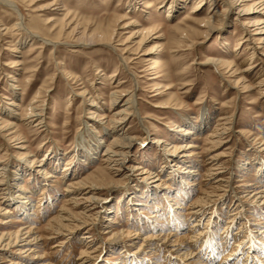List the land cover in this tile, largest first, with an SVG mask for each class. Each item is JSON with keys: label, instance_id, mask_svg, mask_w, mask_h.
<instances>
[{"label": "rangeland", "instance_id": "374dc122", "mask_svg": "<svg viewBox=\"0 0 264 264\" xmlns=\"http://www.w3.org/2000/svg\"><path fill=\"white\" fill-rule=\"evenodd\" d=\"M15 1L19 3L20 8H24L25 21L31 30H35L51 40L65 42L53 46L51 43H41L37 38L33 42L27 39L25 40L26 33L23 30H11L10 28L15 20V13L9 8L0 5V110L6 111V108L11 109L12 116H9V114L3 115L1 111L0 115L4 119L15 123L14 126L8 127L3 132L17 131L21 136L19 140L11 141L7 150H3L0 147V163L5 164L4 168H6V171L4 173L7 175L9 172L17 169L18 165L31 164L27 160H31L34 155L36 161L28 168L31 171H33V167L38 168L36 166L38 160L41 162L42 158H44V153L48 151L55 152L60 157L58 163L53 159H50V161L46 160L48 162L47 168H54L55 171L53 176L49 177L50 181L47 182L48 184L39 186L42 185L40 184L42 181H45L42 179L44 175L41 172H36L38 178L34 180L31 172L27 175V170H25L22 179L18 180L19 185L17 187L21 188L17 189L26 188L32 191L29 192L30 203L28 204V210H35V203L39 202L35 214H30L35 219L32 220L34 221L32 222L33 226L36 227L34 231L43 238V240H40L43 243L36 249V254L41 253L40 251L42 249L40 248H43L47 255L46 260L54 264H79L83 261L82 259L84 258L80 259V252L84 248L81 235L84 234L85 230L75 229L70 234V237H68L69 240L66 243L51 248L55 241L65 236V231L62 230V233L59 234L52 233L50 222L57 215L60 206L65 204L62 201V197L66 194L79 192V195L83 197L89 196L90 194H97L102 199L101 202L104 205L110 209H116V213L113 212L112 214L117 222L113 228H123L124 231L116 235L118 236V241L116 242L113 238L106 239L108 232H103L108 229L105 226L103 227L105 224L103 216L105 217V215L98 218L96 225L92 226V228L89 226L91 228L89 232L92 234V242L94 244L98 242L100 236H103L104 239L100 244L98 257L94 259V264H105V262L106 264H117L119 259H121L120 255L122 253H115V248L112 246L117 247V245H122L121 248H123V245L131 240L130 237L133 232H138V234L142 233L141 235L144 232H148L147 229L143 230L140 228L135 223L136 221L134 222V219H131L133 216L126 213V210H124L126 199H128L129 195L132 197L130 200L133 201L135 199H142V195L146 194L145 185L153 183L151 181L149 182V180L154 179L153 177L148 179H146L147 177H143L148 172L154 171V174L158 173V184L165 182V185L172 187L173 184L170 178H167L169 174H172L169 172L168 165L170 161H167V159L171 158L172 154L177 151H172L173 144L178 146L186 141H190L195 145L192 148L193 153L191 156L194 162L200 164L198 166L200 174H196L194 180L191 181L194 183L190 184L189 193L184 196V201L180 205L186 206L188 202L195 201L199 195L211 191V200L207 204L208 209L206 210L207 212L209 211L208 213L216 214V217L213 218L215 225L214 228L210 226L207 230H203L202 236L200 235V242L209 241L214 231V235H217L216 241L223 243L222 250L216 252V257L213 258L212 264H217L220 261V255L222 253H227L232 248L236 251L239 246L235 245V242L242 238L244 241L240 251L237 252L240 258L237 264H240L241 259L247 255L256 254L251 246L255 245L259 240L254 235V231L250 230L254 226L253 219H251L254 218L252 217L254 213L248 211V209L253 210L251 208L253 205L249 202L237 200V196L241 194L239 192L241 187H237V184L241 182L235 181V178H238L237 175L239 174L237 164L245 159V155L251 154L254 156V158L252 156L250 158L253 163L249 167L250 170L246 176L252 181H255L257 178L256 165L264 161V143L261 144L264 138V93L259 94L258 89L260 86H263L259 84L258 80H261L263 83L264 74H262L263 70L259 74L257 71L258 69L264 68V55L257 54L260 49H264V44H257L259 48L254 49L257 57L263 61L257 60L256 63L259 64L246 72L243 81L240 80V76L246 63L242 61L248 55V52L245 50L241 51L242 47H240L236 50V54L233 53V47L235 46L238 34L241 33V35H244L241 32L239 21L243 20L249 13L242 15L237 13L236 15V7L228 6V10L225 12L226 18L224 22L208 31L206 36H198V30H196L191 37L195 40L193 46L190 49L181 50L185 44L179 42L177 44L174 42L180 36L179 31L175 27L178 26L177 22L183 15L191 16L192 13L189 10L196 0H187V4L171 16L166 15L165 8L169 3H179L180 0H146L151 4L147 8L145 6L143 7L144 4H141L142 2L139 3L145 0H140L138 3L136 2L137 8L135 9L127 8L126 4L129 0H55L56 4L51 5H47L51 0H31V5L28 6L25 5L26 2L24 0ZM220 1H214V9H221L222 3ZM243 1L248 2L249 0ZM54 7L68 9L72 13L73 23L70 26L76 23L78 30H84V37L80 40L86 41L88 38H93V40L88 44L76 45L77 42H75L74 36L61 35L56 38V33L60 26L63 27L62 23L64 21L60 20L54 23V21L49 20L53 16L62 17L63 10H58V12L53 9ZM38 8H41V10L32 11V9ZM206 9L207 7H204L202 11ZM38 14L40 15L37 16ZM121 15H124L126 18L116 21L115 18ZM194 17H202V12L197 13ZM130 19H135L137 23L131 26H121L123 22H127ZM226 23L228 24L227 26ZM51 25H53L54 31L50 30ZM188 25L192 26L191 23ZM136 29H152L154 32L151 34L152 36L155 34L162 35L160 39L150 36L145 41L144 46L147 48L155 40H161L164 45L161 54V73L165 74V82L172 84V87L166 90L168 94L165 96H152L154 90L150 86V82L146 79L147 75L145 72H142L144 67L143 61L137 56L138 50H135L134 44L129 43L131 53L123 54L118 47L113 48L108 46V40L104 38L105 35L115 31L116 35H112V42H115L114 40L119 41L120 38L127 36L131 31H135ZM68 30L69 28L66 29V31ZM131 37L133 40L132 43H135L139 35L136 33ZM224 39L228 42L225 53L228 52L227 54L233 60L232 67L236 68L233 72L234 76H220L218 70L210 62L198 64L205 56L212 57L223 54L221 49H223L222 42ZM21 41H23L22 44L20 43ZM178 46L179 48L177 49ZM175 47V52H172V49H175ZM120 54L129 57L127 59V61L130 60L128 62L129 65H121L119 60ZM15 61L17 62L13 65ZM99 69L101 71L100 73H108L107 75L117 70L115 76H113L114 78H108L107 75L97 78L98 74L96 71ZM65 71L74 75V77L71 78L70 75L64 73ZM134 78L138 81V87H135V91L142 120L139 122V119L135 116H128L121 123L120 130L118 129L116 131L118 133L124 131L130 134L133 140L128 152L124 156L126 159L122 162L123 165L120 166V175H113L114 178L120 177V179L118 181H111L100 155L105 150L107 143L111 140L110 136L112 132L107 133V130L111 129L112 115L121 105L123 99L110 104V95L115 90L122 89L126 92V90L131 89L133 86L132 79ZM183 79L189 84L181 89L180 83ZM225 79H228L227 81L229 82L225 83ZM231 80H237L236 87L239 90L238 92L231 85L233 84ZM118 81L120 82L117 83ZM246 83L249 84L248 88L243 86ZM11 85L14 86L13 90L18 94V98L14 99L13 105H9L12 97L11 90L9 89ZM92 86H95L94 91L97 94L95 100L98 101V104L102 105L100 112H103V115H105L102 119V126L95 124L96 126L94 125L95 128L92 132H97L95 133L97 138L101 136L104 141L102 139L103 142L100 144L98 152L90 161L87 162L86 160L83 165L80 164L81 166L76 167L77 165H73L75 163V157L72 156L70 160L69 157L74 151L73 147L77 143V140L88 135L84 132L85 125L82 122L87 117H90L88 111L92 104L89 99L92 95L95 97ZM41 87L45 88L46 92H43ZM82 88H85L86 91L84 94L85 102L81 100V96L76 95V92H79ZM39 89L43 93L37 97L36 92ZM88 91L90 93L87 95ZM67 94H71V100L68 103L66 99ZM34 97L44 99L41 107L44 126L39 128L33 125L34 121L28 120V117H26L30 100ZM161 98L169 101L168 107L158 108L153 106ZM204 108L209 112V120L206 126L196 134L188 135V137L182 134L178 136L179 138H175L176 133L171 128H175L176 125L184 126L183 121L189 118L197 121L199 119L198 115ZM143 115L146 116L143 117ZM181 115H185L186 118H183ZM230 115H233L232 120L234 122L229 129H226L221 134L220 143L216 145L213 139L211 140L207 136V131L211 132L212 128H215L217 125H225ZM241 128L243 132H237ZM158 138L162 142L157 143L156 139ZM153 139L155 140L154 143ZM1 143H3V140L0 136ZM20 145H26V148H20ZM163 146H166L164 148L168 151L167 154H163ZM26 150H29L28 156L25 154ZM169 152L172 154H168ZM213 155H217V164L219 163L220 166L218 168L219 172L214 175V178L222 175L227 180L229 179L227 182L224 181L222 190L213 189L211 187L212 179H210V182L208 177L204 176L207 167L210 165L209 162L212 161L210 157ZM66 163V167H70V170L71 167L74 168V174H67L69 168L63 171ZM187 163L183 166L191 165ZM76 164H79V162H76ZM64 172L67 176L61 177ZM251 172L253 175H251ZM12 176L14 175L12 174ZM76 176H78L77 179H75ZM78 179H86L88 182L91 180L96 181L97 184L95 186L100 188L99 192H85L87 190L85 186L88 183H85L79 188H75V192H70V187H67V183ZM7 181L13 183V180ZM33 184L37 186L33 187ZM176 188L175 190L178 189ZM17 189L15 190V195L17 192H20ZM172 190L173 192L175 191L174 189ZM180 195L182 196V193ZM1 196L3 198L0 199V207H7L10 213L5 214L3 213L4 210L0 209V230L7 231L11 230V228L13 229L14 225L2 224L1 218H6L7 215H19L17 206L23 199L18 198V196L16 197L18 202L11 204V199L9 200V197H11L10 193H2ZM5 198L6 202H3ZM241 198L244 199L243 197ZM143 199H146V197ZM49 200H52L50 207L49 204L47 205ZM157 201L162 206H166L161 200L158 199ZM82 203L87 204V202ZM131 207L134 206L131 205ZM43 210H45L44 213H42ZM136 210L138 209H131L129 212L134 216L139 215ZM162 210L160 208V211ZM179 210L182 213V217H186L183 214L185 211L184 208H180ZM229 210H237V212L230 221H227ZM254 210L259 212L256 209ZM150 211L151 209H143L142 214L149 215L151 213ZM163 214L161 218L163 224H159V227H163L165 222H167L166 219L168 217L164 210ZM257 217L261 218V215ZM19 218L21 221L16 224H21L26 220L22 217ZM192 220L193 218L187 220L184 223V228ZM213 220L211 224H213ZM203 223L204 220H202V226ZM184 234L189 236L190 233L184 231ZM244 234L245 236H241ZM251 234L253 235L251 236ZM16 247H8L10 251L8 250L9 252L4 257L5 260H2L3 262H0V264H11L12 259L17 257ZM127 249L128 252L133 250L131 247ZM149 252V246L143 247L142 251L140 250L139 258L145 264H157V262L158 264L159 262L162 264H171V260H168L166 257L167 253L162 247H159V250H157L156 257L151 256ZM173 254L170 256V259L177 260ZM183 261L186 262V260ZM257 261L255 264L261 262L259 260ZM177 262L180 263L181 261L177 260Z\"/></svg>", "mask_w": 264, "mask_h": 264}, {"label": "bare ground", "instance_id": "6f19581e", "mask_svg": "<svg viewBox=\"0 0 264 264\" xmlns=\"http://www.w3.org/2000/svg\"><path fill=\"white\" fill-rule=\"evenodd\" d=\"M26 3L25 5H31L30 1L31 0H24ZM138 1L140 0H129V2L126 4L127 8L130 9H135L137 8ZM214 1L215 0H196L190 7L189 12L192 13L191 16H184L179 19L177 22L178 26L175 27L179 31V38L175 40L178 44L179 43H184L183 49L181 50H187L190 49L193 44L195 43V40L191 38L193 34L195 33L196 30H198V36H206L208 31L211 29H214L216 25L221 24L225 20V12L228 10V6H234L237 9V13L239 14H245L249 13V15H246L243 20H240L239 18V25L241 26V32L244 33V35H241V33L238 34L236 41H235V46L233 47V53L236 54V50L241 48L242 50H245L248 52V55L243 59L242 62L246 63V66L244 69L241 71V76L240 79L243 81L244 76H246V72L250 70L251 68H254L257 66L259 63H256L257 60L263 61L262 59L258 58L256 53L254 52L255 48L257 47V44H264V0H249L248 2L243 1V0H221L220 3H222L221 9H214ZM32 2V1H31ZM142 2V3H141ZM61 3V2H60ZM139 3L144 4L143 7L145 6L146 8L149 7L151 4L150 2L145 1H140ZM51 4H56L55 0H51L47 5ZM187 4V0H180L179 3H169V5L165 8V13L167 16L173 15L175 12L180 11L182 7H184ZM0 5H3L7 8H9L11 11L15 13V20L13 24L11 25V30H23L26 34V37L24 38L25 40L29 41H34L36 38L41 41V43L46 42V43H51L53 46L56 44H62L65 42H58L55 40H51L49 38H46L45 36H42L35 30H31L25 21V13L23 12L24 8H20V5L17 1L15 0H0ZM61 5L64 6L63 3ZM46 7V6H45ZM44 7V8H45ZM204 7H207L206 10L202 9ZM55 11L58 10H63L62 17L59 18L58 16H53L49 20L54 21V23L63 20L64 22L63 27L60 26L58 29V32L56 33V38L61 36V35H70L75 37V42L76 45L79 44H88L90 43L93 38H88L86 41L80 40L82 37H84V30H78L76 23L70 26V24L73 23V15L71 12L68 11V9H59L57 7L53 8ZM34 10H41V8L38 9H32ZM59 12V11H58ZM202 12V17L200 18H195L194 16ZM189 13V14H190ZM38 14L37 16H39ZM56 15V13H55ZM126 17L124 15H121L119 17H116V21H120L125 19ZM137 22L135 19H130L127 22H123L121 26H131L135 25ZM191 23L192 26H189L188 24ZM228 24L226 23V26ZM51 25L50 30L54 31V27ZM66 31V29H68ZM194 32V33H193ZM54 33V32H53ZM139 35V38L137 42L132 43V37L133 35ZM154 32L152 29H144V30H138L136 29L135 31H131L127 36H124L123 38H120L118 40H114L115 42H112V35H116L115 31L110 32V34L105 35L104 38L108 40L107 45L111 46L113 48L118 47L119 50H121L124 53H131L129 50V43L132 45H135V50H138V57L143 61V69L142 72H145L147 75L146 79L150 82V86L153 88L154 92L152 93V96H165L168 94L166 92L167 89L172 87V84H167L164 80L165 74L161 73V65H162V59H161V54H162V49L164 47L163 43L161 40H155L153 43L150 44L147 48L144 46L145 41L151 37L155 38H162L161 34H155L151 35ZM69 36V37H70ZM92 36H94L92 34ZM222 41V40H221ZM23 41L20 43L22 44ZM128 42V43H127ZM187 42V43H186ZM131 45V46H132ZM175 46V45H173ZM169 46V47H173ZM180 46V45H179ZM177 47V49L179 48ZM228 46V42L224 39L222 42V47L221 52L223 54H219L216 56H205V58L198 62L200 63H211V65L214 66L216 70H218L220 76H231L233 75V72L236 70V68H233V60L229 57V55L226 52V48ZM134 47V46H133ZM132 49V48H131ZM171 49V48H170ZM129 50V51H128ZM176 50L172 49V52ZM171 52V51H170ZM175 52V51H174ZM136 53V52H135ZM225 53V54H224ZM122 54V53H121ZM119 55V60L121 65L127 66L128 62L127 59L129 57ZM260 55H264V49H260V51L257 53ZM137 58V57H136ZM192 61V60H191ZM17 61L13 63V65L16 64ZM129 65V64H128ZM233 68V69H232ZM259 68V67H258ZM232 69V70H231ZM64 70V69H62ZM117 70V69H116ZM115 71H112L107 74L100 73V69L96 71L98 74L97 78L99 77H104L105 75L108 76V78H112L115 76ZM231 70V71H230ZM263 70L264 74V68L258 69V74ZM230 71V72H229ZM67 75H70L71 78L74 77V75H71L68 72H64ZM249 73V72H248ZM9 76V75H8ZM234 76V75H233ZM10 77V76H9ZM224 77V78H225ZM114 78V77H113ZM264 78V77H263ZM237 79V80H238ZM133 80V86L129 90H115L111 92L110 95V104L114 101H120L122 100L121 105L117 108L115 113H113V117L111 119L112 127L111 129L107 130L108 132H112L110 138L111 140L109 143H107L105 150L101 152V157L102 160L104 161V168L108 172V177L110 178L111 181H118L120 177L114 178L113 175L119 176L120 173V166L123 165L122 162L126 159L124 156L128 152V149L131 145V142L133 140V137L130 134L125 133L124 131H121L120 133L116 132L118 129L120 130V125L123 121L128 116H135L136 118L139 119V122L142 120V116L140 115V106L136 97V91L135 87H138V81L134 78ZM228 79H225V83L229 82L227 81ZM237 80L231 82V84L235 90L238 92V88L236 87L237 85ZM118 81L117 83H119ZM260 86L259 89V94L264 93V82L262 83L261 80H258ZM189 83L186 82L185 79H183L180 83V88L183 89L185 88ZM242 85V84H241ZM50 86V85H49ZM117 86V85H115ZM245 88L249 87V84L246 83L243 85ZM13 85L9 87L11 90L12 97L10 99L9 105L14 104V99L18 98V94L13 90ZM43 92H46L45 88H42ZM39 89L36 93L37 97L43 93ZM45 89V90H44ZM93 92L95 93V86H92ZM85 88H82L79 92H76V95L81 96V100L85 102L84 100V94H85ZM90 92H87V95ZM74 94V93H73ZM44 95V94H43ZM91 95V94H90ZM71 94L66 95L67 103L68 101L71 100ZM97 94L95 93V97L92 95L91 98L89 99L91 101L92 106L89 108L88 113H90V117H87L83 122L84 126V132H86L88 135L83 137L82 139L77 140V143L73 147V153L70 155V158L72 156L75 157V163L73 165H77L76 167H79L84 164V162L90 161L91 158L94 157V155L98 152V148L100 144L104 141L103 137L97 138L96 134L97 132H92V130L95 128V124L102 126V119L105 117L103 115V112H100L102 109V105L98 104V101L95 100ZM2 98V96H1ZM4 98V96H3ZM6 98V97H5ZM43 100L44 99H38L36 97L32 98L29 103V108L26 111V117H28V120L34 121L33 125L36 126L37 128L44 126L43 123V118H42V105H43ZM169 101L166 99H160L157 101L156 104H153V106L158 107V108H165L168 107ZM3 115H8L12 116V110L9 108H6V111L0 110ZM146 115H143V117ZM182 116V115H181ZM232 116L230 115L227 118V121L225 122V125H217L215 128H212V131H207V136L213 139V142H215L216 145L220 143L221 139V134L225 132L226 129H229L234 122L232 120ZM183 118H186L185 115L182 116ZM198 120L193 121L190 118L187 120L183 121L184 126L176 125L175 128H171L176 134L175 138H179V135H185L188 137V135L191 134H196L198 131H200L206 124L208 123L209 120V112L204 108L202 109L201 113L198 115ZM110 120V119H109ZM15 123L10 122L8 119H4L3 116L0 115V136L2 137L3 143L0 144V147H2L3 150H7L9 147V143L11 141H16L20 139V133L17 131H10L8 133L3 132V130H7L8 127L14 126ZM95 125V126H94ZM104 126V125H103ZM237 132H243L242 128L237 130ZM243 135V134H242ZM236 136V135H235ZM257 137V136H256ZM262 137V136H261ZM260 138V137H259ZM103 139V141H102ZM91 140V141H90ZM254 140V139H253ZM264 140V138H263ZM261 141V144L264 143V141ZM155 140L153 139V143ZM156 142H162L161 140L156 139ZM212 142V141H211ZM212 142V143H213ZM195 145L192 144L190 141H186L183 144H179L176 146L175 144L172 145V151L177 150L176 153L172 154L169 152L168 154H172V157L167 159V161H170L168 167H169V172L172 174H169L167 178H170L172 182V187H169L168 185H165V182L162 184H158L157 181L159 180L158 173L154 174L153 172H148L146 173L143 177L151 178L153 177L154 179H150L149 185L146 186V191L144 195H142V199H132V197L129 195L128 199H126L125 202V209L127 214H130L131 219H134V222L143 230L147 229V233L144 232L143 235L138 234V232H133L131 235V240L123 245H117L112 246L115 248V253H119L120 258L117 264H145L142 259H140V250H143V247L149 246L150 248V255L155 256L157 255V250H159V247H162L163 250L167 253L166 257L168 260H171V264H212V260L214 257H216V252L218 250H222V242L216 241L217 235L213 234L210 236L209 241L205 242H200V237L203 234V230H207L208 227L211 226V228H214V220L213 218L216 217V214H211L207 212L206 209H208V203L211 200V191L204 192L203 195H199L198 198H196L195 201L193 202H188L186 206L180 205L182 204V201L184 196L189 193L190 190V184L194 183L191 182L194 180V177L196 174L199 173V168L198 166L200 165L198 162H194L192 159V153L193 150L192 148ZM20 148H26V145H20ZM166 146H163V154H167V150L165 149ZM5 152V151H3ZM29 150L25 151V154L28 153ZM28 156V155H27ZM254 158L253 155H245V159L237 164V169L239 174L237 175L238 178H235L236 182H241L237 184V187H241V190L239 191L241 194L237 196V200L243 201V202H249L251 205H253V210L248 209L249 212H253L254 214H257L254 216L253 219V228L250 229L254 231V235L257 236V243L255 245H252L251 247L253 250L256 252V254H251L247 255L243 259H241L240 264H255L258 262L257 260L261 261L259 264H264V161L261 163H258L256 165V170H257V178L255 181H252L251 179L247 178V172L250 170L249 167L251 166L252 159ZM217 155H213L210 157L212 160L210 165L206 169L205 177H208V180L212 179L211 182V187L213 189H218L222 190V186H224V181H228L226 178H224L222 175L217 176L214 178V175L219 172L218 168L219 163L217 164L218 159H216ZM59 156L57 153L48 151L47 153H44V158H42V161L38 160L37 167H33V171L29 170L28 168L31 167V164L36 161L35 155L32 157L31 160H27L31 164L28 165H16L17 169L9 172L7 175L4 173L6 171L5 164L0 163V199L3 198L1 196L2 193H10L11 197H9V200L11 199V204H14L15 202H18L16 197L22 198L23 201H20L19 205L17 208L19 209V215H7L6 218H1L2 224L5 225H14V228L11 230L7 231H1L0 230V262H3L2 260H5L4 257L6 253H8L10 250L8 249L9 246H17L16 252H17V257L12 259L11 264H54L52 262H49L47 259V255L45 254L43 248L40 252L36 254V249L41 246V243H43V238L39 236L38 233H36L35 226H33L32 220H35L33 216L31 217L30 214H35L36 208L39 206V202L35 203V210H28V204L30 203V195L29 192H32L31 190H28L26 188L22 189H17L21 187H17L19 185L18 180H21L23 175L25 174V170H27V175L31 172L32 173V178L36 180L38 176H36V172H41L43 176V180L39 186H43L44 184H48L47 182L50 181L49 177L53 176V173H55L54 168H47V161L50 159L54 160L56 163H58ZM47 160V161H46ZM25 161V162H27ZM166 161V160H165ZM76 162L79 164H76ZM82 162V163H80ZM186 162L190 163L191 165L183 166L186 164ZM187 163V164H188ZM81 164V165H80ZM67 163L64 165L63 171L68 170L67 174L71 173L74 174L75 170L73 167H66ZM164 165V164H163ZM166 165V164H165ZM74 166V167H75ZM254 166V165H253ZM50 168V169H49ZM103 168V169H104ZM137 168V167H136ZM73 169V170H72ZM217 169V170H216ZM62 171V172H63ZM102 171V170H101ZM105 171V170H104ZM112 171V173H111ZM222 171V170H221ZM35 173V174H34ZM231 173V172H230ZM12 174L14 176H12ZM123 174V173H122ZM153 174V176H151ZM55 175V174H54ZM230 175V174H229ZM251 175L253 173L251 172ZM67 176L66 173L64 172L61 177ZM7 177V179H6ZM78 176L75 177L77 179ZM86 177V176H85ZM74 178V177H73ZM87 178V177H86ZM247 178V179H246ZM41 179V180H42ZM161 179V178H160ZM7 180H13V183H9ZM40 182V181H39ZM86 184L85 189H87L85 192H91L95 191L94 193L99 192V187L95 186L97 184L96 181L91 180L87 181L86 179H78L76 181H71L67 183V187L69 188L70 192H75V188H79L80 186ZM37 184V183H36ZM33 184L34 186L37 185ZM95 186V187H94ZM136 186V185H135ZM9 187V188H8ZM178 189H177V188ZM137 188V187H136ZM175 188L177 190H175ZM6 189V190H5ZM19 190L20 192H17L15 195V190ZM97 189V190H94ZM142 189V188H141ZM174 189L175 191L173 192ZM5 190V192H4ZM67 190V189H66ZM78 190V189H76ZM209 190V189H208ZM9 191V192H8ZM214 191V190H213ZM217 191V190H216ZM242 191V192H241ZM182 193V196L180 195ZM244 193V194H243ZM79 192L75 193H68L65 196H63V202H65L64 205L60 206V209L55 215L50 222V229L52 233L54 234H59L62 233V230L65 231V236L60 238L59 240L55 241L54 244H52L51 248L58 247L60 244L66 243L70 237V234L75 230V229H83L85 230L84 234L81 235V240L84 242L83 246L84 248L80 252V259L81 261L79 264H94V259L98 257L99 253V247L101 246L100 244L103 242V236H100V239L96 244L92 242V234L89 232L92 228V226L96 225V220L98 218H101L103 216V220L105 224L103 227H107L108 229L103 231V232H108L106 239L113 238V240L116 242L118 241V234L123 233L124 229L123 228H118L116 229L113 228L114 224H116V220L114 216L112 215L113 212L116 213V209H110L108 206L104 205L101 202V198L97 194H90L89 196L83 197L79 195ZM214 194V193H213ZM216 195V194H214ZM13 197V198H12ZM146 197V199H143ZM161 200L162 202L165 203L166 206H162L161 203H159L157 200ZM3 202H6V198L3 199ZM24 202V203H23ZM82 202H87V204H84ZM49 204V207L52 205V200H49L47 205ZM8 205V204H7ZM133 205L134 207H131ZM179 205V206H178ZM31 206V205H29ZM79 208L77 211L76 209ZM129 208V209H128ZM163 209L166 213V216L168 217L165 222L163 227H159V224L163 222L161 219L163 214ZM180 208H184L183 214L186 217H182V213H180ZM0 209L4 210L3 213L9 214L10 210L7 207L1 208ZM128 209V210H127ZM131 209H138L136 210L139 215H132L129 211ZM143 209H151V213L148 215H144ZM254 209H256L259 212H256ZM251 210V211H250ZM230 211V210H229ZM45 210H43L42 213H44ZM237 212V210L230 211L228 220L232 219L233 215ZM120 213V212H119ZM126 214V215H127ZM261 218L257 217L260 216ZM22 217L25 220V222H22L21 224H16L17 222H20V218ZM37 218V216L35 215ZM21 218V219H22ZM129 218V217H128ZM187 218V219H186ZM190 218H193L191 223L187 225L186 228H184V223H186L187 220ZM202 220H204L203 226ZM213 220V224H211ZM37 222V221H35ZM163 224V223H162ZM242 224V223H241ZM102 225V224H101ZM88 226V227H85ZM91 226V228L89 227ZM249 227V226H248ZM239 229V228H238ZM185 232L190 233L189 236L187 234H184ZM238 231V230H236ZM211 234V233H210ZM141 235V236H139ZM201 235V236H200ZM253 234H251L252 236ZM215 236V238H214ZM241 236H245L241 235ZM73 238V237H72ZM105 238V237H104ZM188 238V239H187ZM226 238V237H225ZM244 239H238L237 242H235V245L239 246V248L234 251V248L230 249L227 253H222L220 255V261L217 262V264H237L238 260L240 258L237 255V252L240 251L242 245H243ZM224 242V241H223ZM91 244V245H90ZM128 247H131L132 250L131 252H128ZM9 250V251H8ZM161 250V249H160ZM162 252V251H161ZM173 254L177 260H180L181 262L178 263L177 260H172L170 259V256ZM115 254V255H117ZM163 255V254H162ZM156 257V256H155ZM202 257V258H201ZM254 257V258H253ZM163 258V257H162ZM161 258V259H162ZM21 259V260H20ZM186 260L183 261V260ZM11 260V259H9ZM23 261V262H22ZM22 262V263H21ZM6 264V263H5ZM9 264V263H7ZM106 264V262H105ZM158 264V262H157ZM159 264H162L159 262Z\"/></svg>", "mask_w": 264, "mask_h": 264}]
</instances>
